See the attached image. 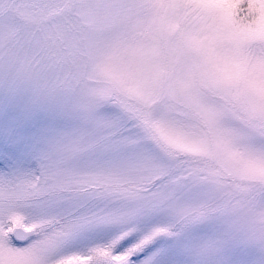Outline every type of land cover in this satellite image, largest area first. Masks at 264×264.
Here are the masks:
<instances>
[{
    "label": "snow or ice",
    "instance_id": "snow-or-ice-1",
    "mask_svg": "<svg viewBox=\"0 0 264 264\" xmlns=\"http://www.w3.org/2000/svg\"><path fill=\"white\" fill-rule=\"evenodd\" d=\"M0 264H264V0H0Z\"/></svg>",
    "mask_w": 264,
    "mask_h": 264
}]
</instances>
